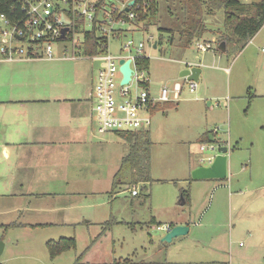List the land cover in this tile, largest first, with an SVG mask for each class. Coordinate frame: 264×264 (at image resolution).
I'll return each instance as SVG.
<instances>
[{
    "label": "rangeland",
    "instance_id": "374dc122",
    "mask_svg": "<svg viewBox=\"0 0 264 264\" xmlns=\"http://www.w3.org/2000/svg\"><path fill=\"white\" fill-rule=\"evenodd\" d=\"M255 1L260 0L242 2L249 5ZM111 5L119 3L107 0L106 9L110 10ZM179 6L177 0H159L156 23L147 27L143 22L127 23L122 27L124 31L110 36L108 42L112 54L122 52L128 40L145 44L141 55L149 58L146 71L152 95L161 82L171 86L177 81L183 86L174 107L152 116L148 128L152 141L149 170L148 166L140 167L134 177L130 170H123L112 191L113 176L127 146L115 132L99 134L97 116L92 111L93 135L109 141V178L92 189L79 190L74 200L80 207L63 212L70 221L79 218L78 224L34 225L24 231L3 232L2 238L7 242L1 264H74L76 260L78 264H115L124 259L139 264H264V24L243 48L229 43L224 51H219L218 44L224 40L211 32L194 38L186 48L173 28L183 19ZM141 24V29L135 28ZM205 24L210 30H223V10L206 15ZM159 27L171 28L172 32H162ZM151 37L155 41L152 48L148 45ZM81 40L82 35H75V42ZM200 42H210L211 48L198 50ZM72 55L82 53L74 49L73 40L63 39L55 42L53 50V56L60 61L0 58V97H21L26 85H36L39 77L49 85L58 83L68 91L75 90L74 97L88 99L92 104L96 100L97 70L90 60L72 59ZM184 62L200 64L201 73L193 92L179 76L186 68ZM119 80L120 72L116 71V83ZM130 89L135 95L141 87L133 83ZM66 95L70 92L63 96ZM223 143L236 147L230 153L232 179H192L188 171L190 160L208 164L207 157L215 155ZM210 144L214 149L207 147ZM82 145L85 151L89 150V143ZM200 145L206 148L201 150ZM133 180L136 184L131 186ZM132 187L137 188V196L130 194ZM74 190L56 187L39 191ZM229 191L238 194L231 197ZM44 216L29 215L33 222L46 221ZM239 218L249 221L244 223ZM184 219L189 227L185 235L170 242L161 241L165 230L157 229L158 226ZM110 220L114 223L108 225ZM60 236L74 238L75 246L51 260L45 242ZM10 249L20 253L6 261L11 256Z\"/></svg>",
    "mask_w": 264,
    "mask_h": 264
},
{
    "label": "crops",
    "instance_id": "0c3cea01",
    "mask_svg": "<svg viewBox=\"0 0 264 264\" xmlns=\"http://www.w3.org/2000/svg\"><path fill=\"white\" fill-rule=\"evenodd\" d=\"M52 60L60 61L57 57ZM73 91L75 90L70 88L68 91V88L58 83L49 85L46 79L39 80L38 77L36 85H26L21 97H0V239L5 243L2 254L6 250L7 242L2 238L4 225L17 224L16 227L8 229V232L14 233L36 224L54 227L76 225L79 218L70 221L68 214H64L70 209L80 207L74 200L76 195L80 194L79 190L92 189L107 176L109 178V147L106 144L109 141L93 135L90 117L92 104L88 99L74 97ZM69 92L70 95L63 96ZM178 101L158 103L156 108L149 112L151 122L156 112L165 113ZM86 143L90 146L89 150L85 151L82 144ZM228 148V178L217 179L220 181H229L233 175L229 162L230 153L236 147ZM126 153L127 147L123 156ZM197 165L191 159L189 173ZM56 187L75 190L66 193L39 191ZM228 187L230 188V183ZM239 193L241 194V191ZM229 194L232 197L238 193L229 191ZM30 213L44 214L46 221L33 222L29 217ZM239 220L244 223L249 221L242 218ZM86 221L90 222L92 219ZM177 224L188 225L185 219L173 223ZM50 239L53 238L46 241ZM9 253L11 256H8L6 261L15 258L14 254L20 251L10 249Z\"/></svg>",
    "mask_w": 264,
    "mask_h": 264
},
{
    "label": "built area",
    "instance_id": "2783aa9c",
    "mask_svg": "<svg viewBox=\"0 0 264 264\" xmlns=\"http://www.w3.org/2000/svg\"><path fill=\"white\" fill-rule=\"evenodd\" d=\"M19 12L17 19L11 20L6 14L0 13V58L6 61L13 60H52L54 44L57 40H73L74 49L81 51L83 46V33L75 31L77 18L84 20L85 29L93 26L107 39L102 46L104 50L90 56L72 55V59L85 58L92 63L100 61L96 67L98 76L95 84L96 100L92 103V111L97 116V132L104 134L116 131H141L148 130L151 124L149 114L151 108L157 103L174 102L179 100L183 86L180 82H173L171 86L161 82L155 95L149 91L150 80L146 68L139 67L138 59L148 57L141 55L145 44L134 43L128 40L121 49L122 52L112 54L108 51L110 36L117 35L124 30L123 25L142 22L139 18L140 10H144L146 1L140 0H116L119 5H111L106 9L107 0H17ZM248 2V0H238ZM67 26L65 37L60 38L61 29ZM143 26H135L140 28ZM75 35H82L80 42H75ZM155 41L148 45L152 48ZM211 48L210 42L197 43V49L206 51ZM67 50V48H65ZM135 51V53H132ZM82 53V52H81ZM130 59L132 70L128 83L121 84L115 81V72L119 71L121 59ZM172 61L175 59H171ZM182 62L181 60H176ZM186 68L200 66L191 62H184ZM120 72V71H119ZM187 87L193 92L197 87V81L188 80ZM135 84L141 90L132 95L130 86ZM214 149L213 145L207 146ZM206 148L201 146V150ZM212 156L207 157V160ZM131 195H138L136 187L130 189ZM170 225L165 224L157 229L166 230Z\"/></svg>",
    "mask_w": 264,
    "mask_h": 264
},
{
    "label": "trees",
    "instance_id": "16d2710c",
    "mask_svg": "<svg viewBox=\"0 0 264 264\" xmlns=\"http://www.w3.org/2000/svg\"><path fill=\"white\" fill-rule=\"evenodd\" d=\"M146 1L144 10L139 12V20L147 27L151 22L156 23V13L158 11L159 0H140L141 3ZM179 8L183 13V19L179 20L173 28L177 29L179 38L183 40V46L188 47L194 38H200L202 34L211 32L217 37L226 42V45H233L243 48L246 42L251 39L256 32L264 24V0L251 2L246 4L238 0H177ZM223 10L224 12V29H214L206 27L205 16L215 15L216 11ZM0 13L6 14L11 20L21 16L19 12V3L17 0H0ZM177 19V18H176ZM84 20L77 18L75 31L83 33V46L81 52L85 56L95 55L104 50L103 43L107 41L96 26L91 29H85ZM162 32H172L171 28L159 27ZM219 30V31H218ZM170 43L173 38L170 36ZM159 43V42H158ZM220 51V50H219ZM139 67L148 68L149 59H138ZM154 105L151 110L155 109ZM150 110V111H151ZM116 135L122 139L127 146V153L122 157L120 166L113 176L112 191L120 182V176L123 170H130L131 176L134 177L140 167L150 164V149L152 141L149 131H116ZM149 177L146 178V181ZM135 180L131 182V186ZM111 221V220H110ZM108 221V225L114 221ZM107 223V222H106ZM45 224H36L35 226H44ZM17 224L11 223L3 226V230L7 231L10 228L16 227ZM34 226V225H31ZM46 248L50 259H54L57 255L64 251L74 248L75 240L72 237H59L58 239H50L46 241ZM76 260V263L78 264ZM131 259H124L115 264H139ZM226 264V263H218Z\"/></svg>",
    "mask_w": 264,
    "mask_h": 264
},
{
    "label": "water",
    "instance_id": "95a60500",
    "mask_svg": "<svg viewBox=\"0 0 264 264\" xmlns=\"http://www.w3.org/2000/svg\"><path fill=\"white\" fill-rule=\"evenodd\" d=\"M68 27L65 26L61 29L60 38L65 37V32ZM156 44L154 45V47ZM218 50L224 51L226 48L225 41H221L218 44ZM120 67L119 71L121 73V84H126L129 82L132 70L130 68V59H121L119 61ZM100 61L95 60L92 63L93 68L99 67ZM201 72L200 67L193 66L190 69L185 68L179 72L180 77H185L188 80L197 81L199 74ZM228 157H229V148L228 145H221L218 148V152L212 156L211 159L207 160L208 164H198L190 171V177L195 180L202 179H224L227 177L228 170ZM203 159V158H202ZM202 159L200 161H202ZM184 203V200L182 201ZM189 230L188 225L185 224H177L170 225L166 230L165 234L162 236L161 241L170 242L172 239L177 238L179 236L185 235ZM5 243L0 239V256L4 250Z\"/></svg>",
    "mask_w": 264,
    "mask_h": 264
}]
</instances>
